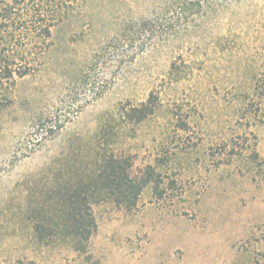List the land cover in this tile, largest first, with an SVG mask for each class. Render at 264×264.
Masks as SVG:
<instances>
[{
    "label": "rangeland",
    "instance_id": "374dc122",
    "mask_svg": "<svg viewBox=\"0 0 264 264\" xmlns=\"http://www.w3.org/2000/svg\"><path fill=\"white\" fill-rule=\"evenodd\" d=\"M186 5L87 0L78 28L58 32L57 57L0 91V264H264V111L249 114L245 96L264 70V0L204 20ZM142 18L160 32L126 62V48L107 41ZM151 93L154 116L122 119ZM105 127L134 176L152 166L158 178L133 211L94 205L87 253L62 234L41 242L27 212L49 185L48 166L94 155Z\"/></svg>",
    "mask_w": 264,
    "mask_h": 264
},
{
    "label": "trees",
    "instance_id": "16d2710c",
    "mask_svg": "<svg viewBox=\"0 0 264 264\" xmlns=\"http://www.w3.org/2000/svg\"><path fill=\"white\" fill-rule=\"evenodd\" d=\"M85 1L0 0V91L16 87L17 79L40 73L57 57L58 32L63 27L78 28ZM242 1L187 0V16L204 20L211 13L218 15ZM154 22L152 18L126 22L107 42L115 49L126 48V62H133L160 32ZM83 77L87 79L89 74ZM251 84L250 91L245 94L248 106L252 105L248 111L259 117L264 111V70L254 75ZM101 96L102 92L96 93L93 99ZM7 106L0 100V128ZM160 107L159 96L151 93L146 102L124 110L121 117L124 121L140 124L154 116ZM49 131L52 137L58 133L54 129ZM108 134L117 136L118 132L113 128L110 132L106 127L102 129L94 155L81 157L77 154L63 162L56 159L48 166L45 175L49 185L43 197L34 200L27 212L41 242H50L62 234L72 241L76 252L87 253L89 242L98 230L94 205L113 202L133 211L144 190L158 178L152 166L134 176L133 160L118 156L108 148ZM255 157H258L257 152Z\"/></svg>",
    "mask_w": 264,
    "mask_h": 264
}]
</instances>
